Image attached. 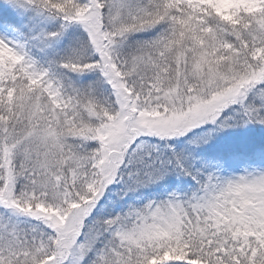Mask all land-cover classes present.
<instances>
[{
	"label": "snow or ice",
	"instance_id": "1",
	"mask_svg": "<svg viewBox=\"0 0 264 264\" xmlns=\"http://www.w3.org/2000/svg\"><path fill=\"white\" fill-rule=\"evenodd\" d=\"M0 264H264V0H0Z\"/></svg>",
	"mask_w": 264,
	"mask_h": 264
}]
</instances>
